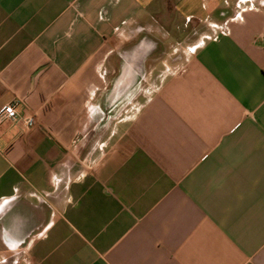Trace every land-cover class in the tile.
<instances>
[{
	"label": "crops",
	"instance_id": "obj_1",
	"mask_svg": "<svg viewBox=\"0 0 264 264\" xmlns=\"http://www.w3.org/2000/svg\"><path fill=\"white\" fill-rule=\"evenodd\" d=\"M141 40L157 85L100 145ZM15 102L34 125L0 126V264H264V0H0Z\"/></svg>",
	"mask_w": 264,
	"mask_h": 264
},
{
	"label": "rangeland",
	"instance_id": "obj_2",
	"mask_svg": "<svg viewBox=\"0 0 264 264\" xmlns=\"http://www.w3.org/2000/svg\"><path fill=\"white\" fill-rule=\"evenodd\" d=\"M186 37V36H185ZM182 37L183 39L185 38ZM178 40H182L178 38ZM172 41V40H171ZM175 42V40H173ZM176 47V46H175ZM188 51L186 49H180V47H176L174 50H165L163 52H159L157 57H155L152 61L148 62V71L151 69L150 66L154 65V60L164 61L166 66L163 68V73L166 74L167 72H172L173 67L175 64H179L181 60L184 59ZM158 62V61H157ZM156 64V63H155ZM155 66H153L154 68ZM157 83H155L154 79L149 80L148 82H138L132 93L122 101L112 112V116L109 120L108 125L105 127V129H100L97 131V136L95 137L100 143V145L104 144L107 139V132L110 126L114 124L117 120H125L127 118H131V116L136 112V110L139 108V105L142 102V99H138V94L140 91H152L155 89ZM118 113V114H117ZM116 115V116H115ZM101 117V116H100ZM101 119V118H100ZM113 119V120H112ZM105 130V131H104ZM94 143L95 139L93 137Z\"/></svg>",
	"mask_w": 264,
	"mask_h": 264
},
{
	"label": "water",
	"instance_id": "obj_3",
	"mask_svg": "<svg viewBox=\"0 0 264 264\" xmlns=\"http://www.w3.org/2000/svg\"><path fill=\"white\" fill-rule=\"evenodd\" d=\"M154 47L153 42L141 40L131 51L122 54L120 73L108 93L110 107L132 93L143 75V62L153 53Z\"/></svg>",
	"mask_w": 264,
	"mask_h": 264
},
{
	"label": "built area",
	"instance_id": "obj_4",
	"mask_svg": "<svg viewBox=\"0 0 264 264\" xmlns=\"http://www.w3.org/2000/svg\"><path fill=\"white\" fill-rule=\"evenodd\" d=\"M17 102L5 105L0 110V126L5 122H15L20 120L26 126L30 128L34 125V119L32 116H27L24 119H20L19 114L16 111Z\"/></svg>",
	"mask_w": 264,
	"mask_h": 264
}]
</instances>
